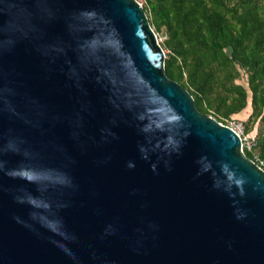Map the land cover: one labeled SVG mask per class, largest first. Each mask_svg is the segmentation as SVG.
I'll return each mask as SVG.
<instances>
[{
    "label": "water",
    "instance_id": "water-1",
    "mask_svg": "<svg viewBox=\"0 0 264 264\" xmlns=\"http://www.w3.org/2000/svg\"><path fill=\"white\" fill-rule=\"evenodd\" d=\"M165 60L138 0H0V264H264V169Z\"/></svg>",
    "mask_w": 264,
    "mask_h": 264
},
{
    "label": "trees",
    "instance_id": "trees-1",
    "mask_svg": "<svg viewBox=\"0 0 264 264\" xmlns=\"http://www.w3.org/2000/svg\"><path fill=\"white\" fill-rule=\"evenodd\" d=\"M143 6L165 35L167 75L220 122L248 111L246 131L255 132V153L264 158V0H144Z\"/></svg>",
    "mask_w": 264,
    "mask_h": 264
},
{
    "label": "built area",
    "instance_id": "built-area-1",
    "mask_svg": "<svg viewBox=\"0 0 264 264\" xmlns=\"http://www.w3.org/2000/svg\"><path fill=\"white\" fill-rule=\"evenodd\" d=\"M222 123L230 126L241 136L243 150L252 152L254 155L252 159L264 169V158H261L258 154L255 153L254 150L257 144L256 136H252L250 135V133H247L244 121L241 119H229Z\"/></svg>",
    "mask_w": 264,
    "mask_h": 264
},
{
    "label": "rangeland",
    "instance_id": "rangeland-1",
    "mask_svg": "<svg viewBox=\"0 0 264 264\" xmlns=\"http://www.w3.org/2000/svg\"><path fill=\"white\" fill-rule=\"evenodd\" d=\"M143 1H144V0H141L140 2H142V4H143ZM157 35H158V38H159L160 43L162 44V41L165 39V35H164L162 32L157 33ZM164 50H165V53L168 52L166 49H164ZM247 114H248V111H245V112H242V113H240V114H238V115L236 116L238 119H241V120L244 121V123H245V127H246V119H245V118H246ZM211 116L215 117L214 114L211 115ZM215 118H216V117H215ZM254 133H255V132L253 131V133H250V135L255 136Z\"/></svg>",
    "mask_w": 264,
    "mask_h": 264
}]
</instances>
